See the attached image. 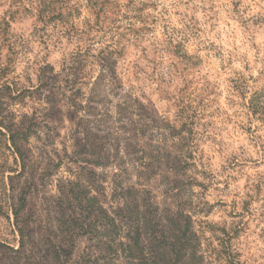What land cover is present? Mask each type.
Listing matches in <instances>:
<instances>
[{
	"label": "rangeland",
	"instance_id": "rangeland-1",
	"mask_svg": "<svg viewBox=\"0 0 264 264\" xmlns=\"http://www.w3.org/2000/svg\"><path fill=\"white\" fill-rule=\"evenodd\" d=\"M143 1L149 29L128 45L112 33L79 41L60 40L55 31L43 43L26 0H0V17L10 20L7 33H0L1 122L5 128L22 122L30 134L23 167L0 135V166L15 167L0 178V264L53 263L49 240H59L56 197L64 198L60 192L68 179L97 191L106 208L123 203L118 182L137 180L134 169L120 171L129 162L125 139L120 148L112 147L119 153L111 162L92 154L90 143L114 133L107 129V111L128 114L134 108L144 113L126 115L132 124L122 117L128 131L120 137L139 139L146 149L156 138L152 134L161 136L164 153L141 180L150 191L144 198L150 196L162 215L190 213L207 251L221 242L238 253L240 264H264V0ZM79 4L75 23L82 29L85 19L94 18L83 0ZM137 16L129 8L110 20L138 26ZM110 38L127 46L108 52L114 73L110 66L101 68ZM76 42L82 51L75 52ZM188 152V165L171 162L174 153ZM22 193L20 225L32 230L24 251L16 253L9 205L19 207ZM76 247L68 264H84L86 245L80 239Z\"/></svg>",
	"mask_w": 264,
	"mask_h": 264
},
{
	"label": "trees",
	"instance_id": "trees-1",
	"mask_svg": "<svg viewBox=\"0 0 264 264\" xmlns=\"http://www.w3.org/2000/svg\"><path fill=\"white\" fill-rule=\"evenodd\" d=\"M83 1L94 19L92 21L88 18L85 19L86 28L80 29L75 23V19L81 15L79 0H26L29 3V6L27 3L25 4L26 9L34 12V33L39 34L43 43L54 34H57L60 40L66 37L70 40L75 38L81 41L84 36H86L85 39H88L89 35H93V33H98L101 36L112 33V36L115 34L125 38L129 45L138 39L141 31L149 29L148 14L143 12L146 8V3L143 0H128L127 4L120 0ZM17 2L22 3V0H17ZM128 7L130 10L138 12L137 18L140 25L135 26L128 22L127 26L123 27L110 20L111 14L127 10ZM9 23L10 20L7 17H0V33H7ZM121 27H123V31L119 33L118 30ZM51 31L52 33L55 31V33L51 34ZM110 40L111 42L103 50L107 53L101 60L106 64H101V68L104 70V66H110L109 70L114 73L116 62L114 59L110 60L108 52L110 54H112L111 52H124L127 46L125 44L120 46L117 38L116 40L110 38ZM14 45V42H9V49H14ZM172 48V53L177 55V52L180 51V43L175 42ZM2 49L3 45L0 44V51ZM82 49V45L76 42L75 52H80ZM3 85H5L4 82L0 84V93L4 89ZM73 102L78 103V100L74 98ZM0 103H2L1 95ZM142 111L137 113L136 108L128 114L107 111V121L115 126L113 128L109 125L107 129L115 130L114 133L108 132L103 138H93L96 142L90 143L92 154L97 153V156L102 157L103 161L111 162L119 153L112 147L120 148V140L125 139L124 153L128 156L129 162L120 171L126 173L127 167L134 169L137 180L129 185L118 182L117 196L122 197L123 203L114 208H106L98 197L97 191L92 194L93 190L89 185H82L68 179L60 192L64 198L62 199L60 195L56 197V213L59 214L57 217L59 240H49L52 264H68L76 252V241L80 239L86 245L83 256L79 255L84 264H205L213 261L219 264H240L238 253L231 246L225 248L221 242L213 246L211 251H207V247L203 246L201 236L194 229L190 213L180 210L176 213L162 215L156 204L151 201L150 196L144 198L150 191L141 183V180L148 171L150 172L151 166L161 162L160 159L164 155L160 151L161 136L157 137L152 134L156 138L147 144L148 149H144L139 139L128 142L130 140L127 141L126 138L120 137V133L128 131L122 119L125 118V121H129L130 124L135 123L133 118L125 116L140 115L144 113ZM1 114L2 109H0V135L5 141V148L13 155L15 163H21V167H23L29 150L30 134L27 133L22 122L13 121L10 127L5 128L1 122ZM3 129L5 130L3 131ZM134 129H140V132L144 130L137 126ZM169 153H165L168 154L167 157H171L172 154L169 155ZM176 154L174 153L171 158V162L175 165L192 159L191 152L185 155L183 153ZM0 167L1 180H4L5 172L15 171V167L11 165L5 164ZM125 197L128 200L124 199ZM1 201L3 199H0V204ZM24 205V193L19 198V207L14 208L12 202L9 205L14 216L13 233L18 238V248L16 250L11 248V250L16 253L24 251L27 242L25 239L28 238L31 234L30 230H32L28 223L20 225L19 212L24 208ZM64 209L69 210L70 213L65 214Z\"/></svg>",
	"mask_w": 264,
	"mask_h": 264
}]
</instances>
